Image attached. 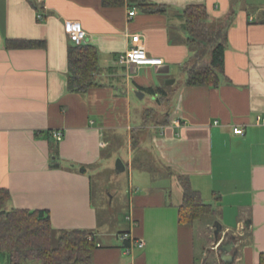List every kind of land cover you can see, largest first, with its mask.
Segmentation results:
<instances>
[{
  "label": "crops",
  "instance_id": "0c3cea01",
  "mask_svg": "<svg viewBox=\"0 0 264 264\" xmlns=\"http://www.w3.org/2000/svg\"><path fill=\"white\" fill-rule=\"evenodd\" d=\"M146 1L163 5L164 11H144L129 0L113 5L45 0L42 6L36 0H0V188L10 195L5 207L45 209L53 229L93 231L98 246L92 264H223L215 239L203 246L198 260L197 225L178 220L183 193L178 177L185 176L216 209L212 233L218 223L222 241L234 243L233 264H259L264 251V0ZM190 4H204L212 27L226 34L224 81L217 87L186 85V76L176 81L172 74L185 73L193 56L182 17ZM131 8L136 13L128 17ZM67 21L78 22L86 32L84 43L98 51L95 85L85 93L67 87L72 43ZM131 33H139L146 53L163 64L128 69L119 63ZM9 40L44 45L9 48ZM133 93L150 94L156 105H136ZM146 109L153 112L146 115ZM234 127L243 134H235ZM53 130L62 132L59 141ZM123 132L128 224L114 234L101 233L88 170H99L104 149ZM123 231L144 246L125 254L117 237Z\"/></svg>",
  "mask_w": 264,
  "mask_h": 264
},
{
  "label": "trees",
  "instance_id": "16d2710c",
  "mask_svg": "<svg viewBox=\"0 0 264 264\" xmlns=\"http://www.w3.org/2000/svg\"><path fill=\"white\" fill-rule=\"evenodd\" d=\"M148 12H163V5L146 0H129ZM123 0H103L105 5L121 4ZM39 12V20L44 16ZM187 43L193 51L190 61L183 67L186 85L217 87L224 81V51L226 34L221 28L212 27L204 4H190L182 11ZM44 42L34 40H9V48L43 46ZM98 51L86 43L67 48L68 77L70 92L85 93L93 85V74L97 70ZM146 109L145 114L152 113ZM54 158L51 156V167ZM182 186V201L178 208V220L192 224L203 214L216 215L210 203H205L200 193L191 187L188 178L179 176ZM10 195L0 188V257H6L9 264H27L38 260L40 264H92V251L98 246L93 231L82 228L62 229L53 244L54 230L49 211L45 209H6ZM88 236L91 238L89 239ZM259 264H264V251L259 254Z\"/></svg>",
  "mask_w": 264,
  "mask_h": 264
},
{
  "label": "rangeland",
  "instance_id": "374dc122",
  "mask_svg": "<svg viewBox=\"0 0 264 264\" xmlns=\"http://www.w3.org/2000/svg\"><path fill=\"white\" fill-rule=\"evenodd\" d=\"M176 81L185 79V73L182 69L176 73L172 71ZM166 80H164V84ZM132 99L134 103L143 107H152L156 105L155 98L150 94L145 93L142 97L133 93ZM136 109L133 108L132 124H134V114ZM125 132L121 133L114 144L104 149V159L98 166L99 170L95 171L89 168L88 172L91 178V198L93 204L97 208L98 230L101 233L114 234L122 229H125L128 222L125 218V209L127 207L126 189L128 187V170L124 172H116L114 165L116 159L119 158L123 163L127 162L128 150L126 144ZM80 170V169H79ZM119 215L121 219H119ZM213 217L210 214H203L194 221L197 227L198 235L195 238V251L200 260L203 246H210L213 243L214 236L212 233ZM211 226V228H210ZM53 244L56 243L57 237L61 230L53 229ZM111 239H114L112 236ZM0 264H9L4 262L0 257ZM27 264H40L38 260H32Z\"/></svg>",
  "mask_w": 264,
  "mask_h": 264
},
{
  "label": "built area",
  "instance_id": "2783aa9c",
  "mask_svg": "<svg viewBox=\"0 0 264 264\" xmlns=\"http://www.w3.org/2000/svg\"><path fill=\"white\" fill-rule=\"evenodd\" d=\"M37 3L42 6L45 0H36ZM136 13L135 8H131L128 10V17L134 16ZM39 18L41 16H38ZM65 33L69 40L74 44L84 43L86 38V32L81 27L78 22L67 21L64 25ZM119 63L123 64L125 67L129 69L132 66L138 65H162L163 60L160 57H152L146 53V49L141 42V37L139 33H131L129 35V45L126 50L121 53L118 57ZM261 121L260 117H256V122L259 123ZM233 132L235 134H243V129L240 127H234ZM52 136L56 140H60L62 138V132L59 130H53ZM128 220H131L129 216H127ZM118 239L121 241L123 246V252L125 254H129L133 247L142 248L144 243L140 239H135L132 237L129 231H123L118 233ZM90 239L91 237L88 236Z\"/></svg>",
  "mask_w": 264,
  "mask_h": 264
},
{
  "label": "water",
  "instance_id": "95a60500",
  "mask_svg": "<svg viewBox=\"0 0 264 264\" xmlns=\"http://www.w3.org/2000/svg\"><path fill=\"white\" fill-rule=\"evenodd\" d=\"M168 82L172 83L173 79H171ZM114 168L118 172H122L124 170V164L119 158L116 159ZM81 171L84 172L85 169H81ZM213 233H214V239H215L214 244L220 253L219 255L220 260L222 261L223 264H233V261L235 259V252L234 251L231 252V249L234 243L232 241H222L221 239L222 229L218 223H215Z\"/></svg>",
  "mask_w": 264,
  "mask_h": 264
}]
</instances>
